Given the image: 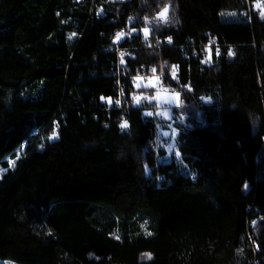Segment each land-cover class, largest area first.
<instances>
[{
  "label": "trees",
  "instance_id": "obj_1",
  "mask_svg": "<svg viewBox=\"0 0 264 264\" xmlns=\"http://www.w3.org/2000/svg\"><path fill=\"white\" fill-rule=\"evenodd\" d=\"M253 2L0 0V264H264V19ZM127 21L129 64L163 77L127 96L178 94L185 172L156 161L143 110L101 102L117 96L112 40ZM144 29L159 50L138 48ZM209 36L219 54L208 64L183 55L187 39Z\"/></svg>",
  "mask_w": 264,
  "mask_h": 264
},
{
  "label": "built area",
  "instance_id": "obj_2",
  "mask_svg": "<svg viewBox=\"0 0 264 264\" xmlns=\"http://www.w3.org/2000/svg\"><path fill=\"white\" fill-rule=\"evenodd\" d=\"M247 12H243L242 15H246ZM97 15L100 16L101 13L97 12ZM135 22L127 21V23L120 28L119 31L113 37V44L115 47L116 53V63L115 68L113 69L112 75L116 76V93L117 96L112 100V107L118 110H129L132 108L141 109L144 111L146 116L152 119L154 123V133L153 138L148 143L149 148L155 152L156 159L159 158L158 152L164 150L168 141V138L162 133L163 130L174 129L172 125L166 128H162V123L165 120L162 110L171 109L173 111L174 107L168 105H159L158 101L154 98L146 97L143 93H136L134 96H131V100L128 98L127 88H137L142 85L151 86H160L163 82L162 77V67L159 66V69L156 70L154 67H145V66H131L129 61L134 58V49L128 45L123 44V42L131 37L134 34ZM155 44H152V40L149 35L144 37V40L139 43L138 48H156L160 49L159 46L154 47ZM183 55L185 57L197 58L202 64H208L212 55V51L215 54L219 53V45L216 43L214 37L209 36V42L203 46L196 47L193 44V41L187 39L186 46L182 47ZM170 75L174 80L179 79L178 69L173 66L170 71ZM128 95V96H127ZM130 97V96H129ZM119 102V104H117ZM103 103H106L109 107L108 102L104 100ZM167 125V124H165ZM54 133L57 132L58 126L54 123ZM166 132V131H165ZM157 165V162H156ZM156 165L154 167L156 168ZM146 178L150 179V169L146 171ZM158 182L161 181L159 177ZM253 222L251 221L248 226H252ZM248 239L250 240L253 248H256L257 240L252 234H248ZM257 260L253 259L250 264H256Z\"/></svg>",
  "mask_w": 264,
  "mask_h": 264
},
{
  "label": "rangeland",
  "instance_id": "obj_3",
  "mask_svg": "<svg viewBox=\"0 0 264 264\" xmlns=\"http://www.w3.org/2000/svg\"><path fill=\"white\" fill-rule=\"evenodd\" d=\"M253 3H254V8L256 10H258L259 12H260V9L255 7V5L257 3H259L261 5V8H264V0H254ZM155 98L158 101L159 105H168L171 108L175 107L179 102V96L177 93L165 90L163 88H161L157 91ZM170 110L171 109L161 111V113L163 114V116L165 118V120L163 122L165 124H167L166 126H168V127L170 125H173V116L174 115H173V111L170 112ZM162 133L168 138V141H167L165 149L163 150L164 151L163 155H161V156L159 155V158L156 159V161L159 160V161H167L168 162L171 160H175L180 165V169L182 170V172H185L186 166L182 162L181 156H180L179 151L177 149V131L175 129L171 128L169 130H163ZM24 152H25V144L22 145L17 150V155L15 158L7 157L10 169H14L16 167L17 160L22 158V156L24 155ZM5 172H6V169H3L0 167V178L4 175ZM149 254H150L149 252L140 253L139 257H138L139 262L143 263V262L150 260L148 258ZM150 256H151V254H150Z\"/></svg>",
  "mask_w": 264,
  "mask_h": 264
},
{
  "label": "snow or ice",
  "instance_id": "obj_4",
  "mask_svg": "<svg viewBox=\"0 0 264 264\" xmlns=\"http://www.w3.org/2000/svg\"><path fill=\"white\" fill-rule=\"evenodd\" d=\"M255 7H257L258 9H260V18L261 19H264V8H261V5L259 3H257L255 5ZM168 8H169V6L167 4H165V6L161 10V12H159V13L156 14L157 15V18H159L162 21L166 22L167 19H168V17H167ZM143 31L145 32V36H147L148 30L147 29H144ZM168 42L171 43V38L170 37L168 38ZM217 54H219V53H217ZM229 55H232L231 50L229 51ZM100 99H101V102H104V100H105L104 97H101ZM111 103H112L111 98H108L109 107H111ZM117 104H119V102H117ZM55 139H58V136H56L55 134L52 137H50V140H55ZM148 258L151 259L150 254L148 255Z\"/></svg>",
  "mask_w": 264,
  "mask_h": 264
}]
</instances>
